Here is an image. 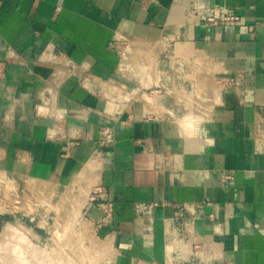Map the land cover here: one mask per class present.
<instances>
[{
  "label": "crops",
  "instance_id": "crops-1",
  "mask_svg": "<svg viewBox=\"0 0 264 264\" xmlns=\"http://www.w3.org/2000/svg\"><path fill=\"white\" fill-rule=\"evenodd\" d=\"M0 173L101 188L113 264H264V0H0Z\"/></svg>",
  "mask_w": 264,
  "mask_h": 264
},
{
  "label": "rangeland",
  "instance_id": "rangeland-1",
  "mask_svg": "<svg viewBox=\"0 0 264 264\" xmlns=\"http://www.w3.org/2000/svg\"><path fill=\"white\" fill-rule=\"evenodd\" d=\"M128 44L124 57L130 62L136 44ZM0 178L8 183L0 180V264L114 263L116 248L86 214L97 187L82 178Z\"/></svg>",
  "mask_w": 264,
  "mask_h": 264
},
{
  "label": "built area",
  "instance_id": "built-area-1",
  "mask_svg": "<svg viewBox=\"0 0 264 264\" xmlns=\"http://www.w3.org/2000/svg\"><path fill=\"white\" fill-rule=\"evenodd\" d=\"M208 23H215L217 21L221 23L226 24H239L240 18L238 15L232 10L227 8H216L213 10L208 18L206 19ZM177 102L184 106H188L191 110L202 114L204 116L209 115V110L206 109L205 104L208 103V99H206L201 93L195 91L191 92V94L186 96H178ZM111 136L109 135L107 139L109 140ZM96 193L93 195V197L90 198L88 208L86 210V214L89 212V209H97L102 214L103 220H110L113 213L114 204L111 200L105 203H99L98 201L101 199L102 191L101 188H97ZM141 212L149 213L151 207H146L145 205H140L138 207ZM89 217V214H88Z\"/></svg>",
  "mask_w": 264,
  "mask_h": 264
},
{
  "label": "bare ground",
  "instance_id": "bare-ground-1",
  "mask_svg": "<svg viewBox=\"0 0 264 264\" xmlns=\"http://www.w3.org/2000/svg\"><path fill=\"white\" fill-rule=\"evenodd\" d=\"M0 180H1V182H2V183H4V184H6V183H7V181H6V182H4V181H3V179H1V178H0ZM7 184H8V183H7ZM12 229H13V228H12ZM15 231H17V230H15ZM6 232H7V231H6ZM18 233H19V232H18Z\"/></svg>",
  "mask_w": 264,
  "mask_h": 264
}]
</instances>
